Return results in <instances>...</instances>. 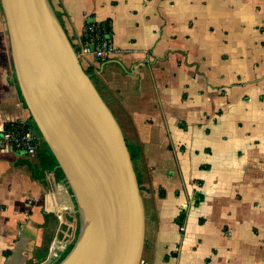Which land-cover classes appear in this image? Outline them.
I'll list each match as a JSON object with an SVG mask.
<instances>
[{
	"label": "crops",
	"instance_id": "crops-1",
	"mask_svg": "<svg viewBox=\"0 0 264 264\" xmlns=\"http://www.w3.org/2000/svg\"><path fill=\"white\" fill-rule=\"evenodd\" d=\"M52 2L135 154L141 264H264V0ZM90 20L121 50L106 63L80 54ZM14 120L31 116L0 0V131ZM71 198L0 144V264L56 262Z\"/></svg>",
	"mask_w": 264,
	"mask_h": 264
},
{
	"label": "water",
	"instance_id": "water-1",
	"mask_svg": "<svg viewBox=\"0 0 264 264\" xmlns=\"http://www.w3.org/2000/svg\"><path fill=\"white\" fill-rule=\"evenodd\" d=\"M22 99L72 191L78 239L59 264H141L146 209L123 130L52 0H1Z\"/></svg>",
	"mask_w": 264,
	"mask_h": 264
},
{
	"label": "built area",
	"instance_id": "built-area-1",
	"mask_svg": "<svg viewBox=\"0 0 264 264\" xmlns=\"http://www.w3.org/2000/svg\"><path fill=\"white\" fill-rule=\"evenodd\" d=\"M110 25L97 21H87L84 27V41L80 54L92 55L101 63H106L121 53L111 38ZM0 144L4 149L18 151L35 157L41 146L40 137L30 123L9 121L0 131Z\"/></svg>",
	"mask_w": 264,
	"mask_h": 264
},
{
	"label": "trees",
	"instance_id": "trees-1",
	"mask_svg": "<svg viewBox=\"0 0 264 264\" xmlns=\"http://www.w3.org/2000/svg\"><path fill=\"white\" fill-rule=\"evenodd\" d=\"M77 51H79V50L77 49ZM30 124L33 126V128L36 130L38 136L40 137L41 148L39 149L38 153L41 157L42 167L48 173L56 171L59 174L60 178L63 179L68 184L62 170L58 166V162H57L55 156L53 155V153L51 152V150L49 149L47 144L43 141L35 123L32 120V118L30 120ZM129 149H130V147H129ZM130 153H131L133 162L135 163V154L131 151V149H130ZM139 184H140V188H141L140 181H139ZM68 186H69V184H68ZM69 192L72 196V198H71L72 208H71V210L70 209L67 210L68 214L65 217V222L63 224L62 232L59 234V239L61 240V242H63L65 244V248L63 249V252H61V254L59 255L56 262H54L53 264H59L60 262H62L66 258V256L73 249V247H74V245L78 239V236H79L80 219H79V214L77 213L76 203H75V200H74V197H73V194H72L70 187H69ZM141 192H142V188H141Z\"/></svg>",
	"mask_w": 264,
	"mask_h": 264
}]
</instances>
